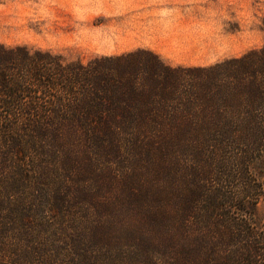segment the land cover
<instances>
[{"label": "rangeland", "instance_id": "rangeland-1", "mask_svg": "<svg viewBox=\"0 0 264 264\" xmlns=\"http://www.w3.org/2000/svg\"><path fill=\"white\" fill-rule=\"evenodd\" d=\"M115 1L0 0V44L63 62L151 63L146 49L115 53L125 46ZM198 29L205 53L193 42V56H181L193 63L155 54L180 67L177 104L190 114L171 121L208 128L193 129V156L113 142L63 151L67 144L48 143L42 156L28 132L0 126V264H191L173 241L181 223L193 231V264H264V138L220 140L209 129L244 120L234 117L244 102L229 83L248 52L256 51L248 62L264 59V0H193V35ZM255 113L263 125L264 109ZM192 188L193 213L182 207Z\"/></svg>", "mask_w": 264, "mask_h": 264}, {"label": "trees", "instance_id": "trees-1", "mask_svg": "<svg viewBox=\"0 0 264 264\" xmlns=\"http://www.w3.org/2000/svg\"><path fill=\"white\" fill-rule=\"evenodd\" d=\"M146 53L151 63L139 60L128 64L124 61L126 55H118L82 64L63 62L61 55L47 50L30 52L24 46L9 48L0 44V126L20 127L28 132L31 144H41L35 147L42 156H48V143L67 144L63 151L66 146L81 142L129 143L153 156H193L197 149L193 148V134L197 135L193 129L208 128L193 126L188 121H171L175 115L190 114L177 104L184 92L179 89L178 94L172 76L180 67L165 65L155 54ZM253 53L256 51L239 60L246 65L239 70L233 68V80L229 83L234 93L231 96H239L244 102L243 110L234 117L244 120L209 125L214 139L264 138L262 117L255 113L264 109L263 101L257 103L260 95L264 96V59L248 62ZM256 78L261 81L256 82ZM191 197L193 188L185 199L188 206L182 207L193 213ZM175 227L171 231L177 252L193 264V231L185 223Z\"/></svg>", "mask_w": 264, "mask_h": 264}, {"label": "crops", "instance_id": "crops-1", "mask_svg": "<svg viewBox=\"0 0 264 264\" xmlns=\"http://www.w3.org/2000/svg\"><path fill=\"white\" fill-rule=\"evenodd\" d=\"M115 8L122 12L125 53L141 48L160 56L170 64H191L193 42L204 54L207 37L200 29L193 35V0H116ZM130 40V41H128Z\"/></svg>", "mask_w": 264, "mask_h": 264}]
</instances>
